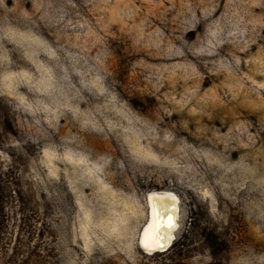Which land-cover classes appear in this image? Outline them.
<instances>
[{
	"label": "rangeland",
	"instance_id": "1",
	"mask_svg": "<svg viewBox=\"0 0 264 264\" xmlns=\"http://www.w3.org/2000/svg\"><path fill=\"white\" fill-rule=\"evenodd\" d=\"M0 264H264V0H0Z\"/></svg>",
	"mask_w": 264,
	"mask_h": 264
},
{
	"label": "bare ground",
	"instance_id": "2",
	"mask_svg": "<svg viewBox=\"0 0 264 264\" xmlns=\"http://www.w3.org/2000/svg\"><path fill=\"white\" fill-rule=\"evenodd\" d=\"M177 197L178 196L170 190L152 191L148 193V220H146L140 231L139 238H137L139 247H141V249L148 255H154L162 252L165 253L167 249L170 250V248H172L174 242L176 241L177 232L180 228V221L182 220L180 211L181 207L179 206L181 203L179 202L180 199ZM157 202H160L161 204L167 203L169 206L175 205V210H170L168 214L175 218L176 226L173 228L164 227L161 229V235L165 237L163 240V248L160 247L161 242L156 239V218L154 215V208ZM145 245H147V247H145Z\"/></svg>",
	"mask_w": 264,
	"mask_h": 264
},
{
	"label": "snow or ice",
	"instance_id": "3",
	"mask_svg": "<svg viewBox=\"0 0 264 264\" xmlns=\"http://www.w3.org/2000/svg\"><path fill=\"white\" fill-rule=\"evenodd\" d=\"M175 210V205L169 206L167 203L161 204L157 202L154 208V215L156 218V239L160 241V247L163 248V240L165 237L161 235V229L164 227L173 228L175 227V218L169 215V211ZM166 221V223H165ZM147 247V245H145Z\"/></svg>",
	"mask_w": 264,
	"mask_h": 264
},
{
	"label": "water",
	"instance_id": "4",
	"mask_svg": "<svg viewBox=\"0 0 264 264\" xmlns=\"http://www.w3.org/2000/svg\"><path fill=\"white\" fill-rule=\"evenodd\" d=\"M169 249L166 250V252L168 251Z\"/></svg>",
	"mask_w": 264,
	"mask_h": 264
}]
</instances>
